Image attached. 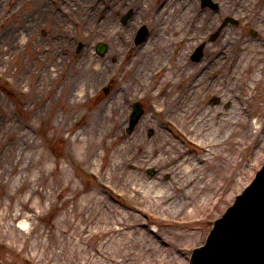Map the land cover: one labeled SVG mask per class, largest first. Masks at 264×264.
<instances>
[{
	"label": "rangeland",
	"instance_id": "obj_1",
	"mask_svg": "<svg viewBox=\"0 0 264 264\" xmlns=\"http://www.w3.org/2000/svg\"><path fill=\"white\" fill-rule=\"evenodd\" d=\"M175 1L181 0H142L134 5L132 0H106L104 6L114 5L116 14L124 11L123 2L134 15L125 25L112 23L108 33L109 11L111 19L103 25L105 34L95 33L92 38L86 36V29L97 19L91 13L96 1L75 4L79 13L72 9L74 16L65 15L70 22L63 21L68 24L60 35L63 53L60 50L51 55L63 68L44 69L46 61L41 55L45 46L40 43L39 28L47 27L49 32L58 22L48 16L52 26L33 24V28L38 27L29 37L25 15L33 14L32 0H0V264H187L191 249L204 242L212 220L263 164L264 130L259 141L239 133L241 120L257 119V114L263 113L264 84L261 81L247 88L241 108L236 95L244 86L246 73L238 75L236 81L227 80L234 64L231 37L245 45L264 47V24L253 18L259 5L241 9L234 0H212L218 8L210 10L202 8L199 0H187L206 13L205 21L199 26L192 22L196 14L189 16L178 26L186 30L180 48L168 60L166 52L155 59L157 64L169 61L173 65L184 60L187 67L171 73L142 69V52L162 39L158 34L159 39L150 41L162 24L152 20L155 12L147 6L168 4L176 7V12L180 8ZM50 13L59 15L56 5ZM226 16H234L237 24H228L208 41ZM81 17L82 21H74ZM162 18L167 20V15ZM36 23H41L40 19ZM139 24L148 28L147 41L132 45L125 36ZM73 31L78 37H70ZM75 37L88 50L75 54L77 41L70 40ZM98 40L107 42L115 56H94L92 48ZM69 41L72 49L67 48ZM200 42H204L203 56L192 62L189 55ZM184 45L187 53L178 56ZM262 58L264 63V53ZM93 65L102 69L95 70ZM154 70L156 75L151 74ZM153 93L159 96L153 98ZM174 97L180 99L176 102ZM136 101L144 113L127 132L128 114ZM213 108L217 114L210 112ZM239 110L245 111L242 118L236 113ZM205 111L208 113L201 121ZM229 112L235 123L225 127L223 120ZM211 116L217 120L213 125L208 121ZM228 132L233 134L224 139ZM187 137L204 146L215 139L223 142L201 148ZM182 163L196 164L197 174L202 176L217 172V204H210L192 218L177 210L172 214L166 211L170 214L166 217L156 203L137 200L143 193L141 188L151 182L159 189H168L170 179L181 173ZM148 168L153 172L147 173ZM107 184L124 196L112 193L105 188ZM166 206L175 208L178 201ZM96 250L103 255L93 257Z\"/></svg>",
	"mask_w": 264,
	"mask_h": 264
},
{
	"label": "bare ground",
	"instance_id": "obj_2",
	"mask_svg": "<svg viewBox=\"0 0 264 264\" xmlns=\"http://www.w3.org/2000/svg\"><path fill=\"white\" fill-rule=\"evenodd\" d=\"M132 1L139 2L142 0H132ZM175 2L177 3L175 5L178 8H180L176 12H175L176 7L173 8L172 6H169L168 4H164V6H162L163 5L162 4L160 7L158 6L159 8L154 4L153 5L149 4L147 6L148 9H150L151 7V9L155 12V16L152 20L156 21L158 24L159 22H161L162 24L161 26L162 28H158L154 30V37L150 38V41H153L154 38L159 39L158 34L162 36V39L160 40V42L154 41L153 43H151L145 48L144 53L142 52V55L140 57V61L142 62V69H165L166 72L169 71L168 73H171V72H177L176 69H185L187 67V64L186 62H184V60L180 62H176V64L174 63V65L173 63H170L169 61H164L161 64L160 63L157 64L155 60L163 56L165 52H166L165 58L167 60L170 59L171 54L174 52V50L177 47H179L181 42L183 43V41L186 39L184 35L186 33V30L183 31L182 29L178 28V26L183 25L189 16L193 17L196 14L197 18L192 19V22H195L199 26L203 24L201 20L205 21L206 13L200 14L197 11L198 8L196 4L193 3L192 1L187 2V0L186 1L181 0L180 2H177V1ZM234 3L233 4L235 6H238L241 9L242 8L246 9V7L250 8L251 5L258 4L259 7L257 11L255 12V15H253V18L257 21H262L264 24V5H263L264 0H234ZM156 7L158 8V10L156 9ZM91 12H93V14L96 15L98 12L97 6H95ZM164 15H167V20L166 19L164 20L162 18ZM100 23L103 24V22L99 20L97 22V26H99ZM186 29L188 28L186 27ZM132 33L134 36L135 34L134 29L132 30L131 34ZM175 35H177V37H173ZM231 41L235 44V48L232 53L234 64H233V69H231L228 72L227 80L236 81L238 75H240L242 72L246 73L245 78L243 80L244 86L241 87L240 93H237L236 95V97L240 101L239 106L241 108H244L242 104L244 103V100H245L244 95L247 93V92L245 93V91L248 90L247 88L251 89L256 83L261 82V81L264 84V63H263V58H262L263 53H264V47L259 44L258 45H248V44L245 45L241 43L239 40L237 41L233 37H231ZM166 44H167V47H166ZM173 44H176L177 46L173 48V46H175ZM143 47L145 46H142L141 49H143ZM186 47L187 46L184 45V47H182L183 49L178 51V54H179L178 56L185 55L187 53ZM236 47L237 49L239 48L238 54L236 51ZM156 64L158 66L156 68H153V66H155ZM173 66L175 69H173ZM93 67L95 68V70L102 69V66L93 65ZM104 67L108 68L107 66H104ZM238 67L242 69H240L238 72L233 71L235 70V68H238ZM251 69L253 70L251 71ZM180 71H181L180 73L184 72V70H180ZM256 72L258 73L260 72V74ZM100 73L101 72H99L97 75H99ZM157 73L158 72L154 70L152 71L151 74L156 75ZM235 91H237V89ZM154 96L156 95L153 93V98ZM158 96H156V98ZM167 97H170V95H168ZM243 98L244 100H242ZM179 99H180L179 97L172 98V100L176 102ZM249 102L250 101L247 99L248 104ZM210 112L216 113L217 110L213 108L210 110ZM244 112L245 111H241V110L236 111V113H238V116L239 117L241 116V118ZM207 113L208 111L203 112L202 116H200L201 121L204 120L202 119V117L206 116ZM214 113L213 115H215ZM228 114L229 115L226 116L227 120H223L225 127H230L231 123H235V121H231L233 120L232 117L234 115L231 114V112H229ZM256 117L257 119L255 118L251 120L250 118H246V119L241 120V123L243 124V127H242L243 129L240 130L239 135L247 136L249 138L251 137L252 140H255V141L259 139L260 132L264 130V111L263 113L261 112L260 116L259 114H257ZM208 121L211 122L210 124H212L214 121H217V120H215L211 116ZM256 128L257 130H255ZM216 130L217 128L215 129V131ZM220 133H221V130L215 134V137H217ZM226 134L228 136H226L224 139L230 138L233 133L228 132ZM222 140L223 139L211 140L210 142L207 143L208 148L209 146H220V144L223 142ZM114 150L116 149L114 148ZM253 159L257 160L258 158L254 157ZM196 167L197 166L194 163H189L188 165L182 163V166L180 167L181 173H179L177 176H174V180L170 179V181L168 182V189H164V188L159 189L158 188L159 185H157V183L151 182L146 187L144 186V188H141V191L143 193L141 192L142 195L141 197H137V200L141 198L142 199L146 198V200H148L150 203L151 202L153 204L156 203V205H158L156 207L158 211H161V212L163 211L166 217H169L170 215L167 212H171L172 214L175 210L179 211V213L181 212L184 217H187V218L194 217L196 214L204 210L210 204H213V203L217 204L218 203L217 200H219L215 198L216 191H214L215 190L214 186H217L215 185L216 181L217 179H219L217 176V172L213 171L214 172L213 174L202 176V175L197 174L198 170L195 169ZM153 188H156V190L154 191ZM134 191L135 193L137 192L139 193V189L137 190V188H134ZM177 201H178V206H176L175 208L171 209L168 206H166V204L172 205L174 204V202L176 203ZM163 203H166V204L163 206L162 205ZM164 215H160V216L164 217ZM102 255L103 254H101L99 250H96V252L93 254V257L96 258Z\"/></svg>",
	"mask_w": 264,
	"mask_h": 264
},
{
	"label": "water",
	"instance_id": "obj_3",
	"mask_svg": "<svg viewBox=\"0 0 264 264\" xmlns=\"http://www.w3.org/2000/svg\"><path fill=\"white\" fill-rule=\"evenodd\" d=\"M243 208H244V205H243V207L241 205H238V209H242L243 210ZM242 212L243 211H238L239 214H241ZM247 216H249V215L247 214ZM249 222H250V224H253V223L257 222V219L255 217H253V215H251V216H249ZM201 263L207 264L208 261L206 260L205 262H203V260H202Z\"/></svg>",
	"mask_w": 264,
	"mask_h": 264
}]
</instances>
